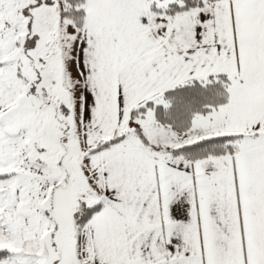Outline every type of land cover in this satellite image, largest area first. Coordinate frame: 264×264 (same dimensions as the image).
<instances>
[{"label":"snow or ice","instance_id":"obj_1","mask_svg":"<svg viewBox=\"0 0 264 264\" xmlns=\"http://www.w3.org/2000/svg\"><path fill=\"white\" fill-rule=\"evenodd\" d=\"M0 264H264V0H0Z\"/></svg>","mask_w":264,"mask_h":264}]
</instances>
